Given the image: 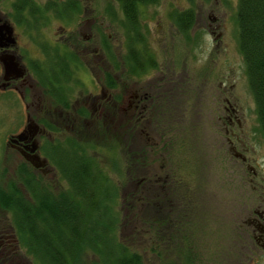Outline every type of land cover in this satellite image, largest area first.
Here are the masks:
<instances>
[{"label": "flooded vegetation", "instance_id": "flooded-vegetation-1", "mask_svg": "<svg viewBox=\"0 0 264 264\" xmlns=\"http://www.w3.org/2000/svg\"><path fill=\"white\" fill-rule=\"evenodd\" d=\"M11 1L10 18L0 14V92L18 96L24 123L4 137L2 153L13 162L8 180L25 164L35 179L46 180V189H61L68 184L66 168H72L74 181L79 179L81 157L97 156L101 147L118 148L121 185L130 198L137 192L130 206L136 207L138 234L167 243V264L264 262L262 139L246 98L243 62L225 56L224 39L232 36L227 17L232 0H189L188 28L183 27L187 22L178 28L170 11L166 17L175 31L160 36L155 48L146 44L140 13L137 27L130 30L120 10L121 40L113 41L104 18L114 20V0H107L99 13L90 7L94 0H47L44 5H58L60 18L69 15L78 23L68 34L60 27L55 41L35 40L36 52L26 62L27 44L19 46L20 38L29 39L32 28L54 16V9L37 17L34 27L26 26L16 23ZM18 10L26 21L33 7ZM198 21L210 52L191 36ZM9 25L10 34L5 30ZM53 44L73 54H61V49L53 54ZM192 48L204 54L195 71ZM7 57L5 72L1 59ZM48 59L51 64L45 67ZM68 160L74 162L71 167ZM123 204L128 206L122 200L121 208ZM225 217L231 221L224 233L227 242L221 245L216 239L206 248L199 235L223 234L218 226ZM210 220L218 221L215 231L208 229ZM14 234L9 225L0 229V258L10 254L7 264L17 249Z\"/></svg>", "mask_w": 264, "mask_h": 264}, {"label": "trees", "instance_id": "trees-1", "mask_svg": "<svg viewBox=\"0 0 264 264\" xmlns=\"http://www.w3.org/2000/svg\"><path fill=\"white\" fill-rule=\"evenodd\" d=\"M124 14L128 27H137L140 9L157 0H114ZM30 5L29 19H22L21 9ZM57 4H46L42 8L29 0H15V21L26 26L37 23V17L50 12L62 17L55 9ZM65 6V5H64ZM175 23H185L189 27L190 11L174 10ZM235 20L237 27V47L241 55L246 83L254 103L255 117L264 145V0H237ZM181 29V30H184ZM72 55L73 52L59 44H53L51 52ZM49 65L51 59L43 62ZM54 65L56 63L52 61ZM50 70H57L51 66ZM97 156L81 157L79 179L74 181L72 168H66L68 184L53 194L45 187V182L35 179L19 164L15 179H10L5 189H0V211L8 215V225L13 229L17 245L38 260L35 264H82L81 255L92 252V264H141L139 256L129 251L116 234H138L134 213L135 206L126 207L123 214L120 197V154L116 150L96 149ZM71 158V157H70ZM88 160L93 164L90 171ZM80 162V163H81ZM106 163L107 170L101 163ZM67 163V164H66ZM71 167L74 162L66 161ZM110 172L115 177L110 176ZM78 177V175H76ZM16 185V186H15ZM120 207V209H119ZM129 211V213H128ZM64 240H66L64 242ZM34 264V263H33Z\"/></svg>", "mask_w": 264, "mask_h": 264}, {"label": "rangeland", "instance_id": "rangeland-1", "mask_svg": "<svg viewBox=\"0 0 264 264\" xmlns=\"http://www.w3.org/2000/svg\"><path fill=\"white\" fill-rule=\"evenodd\" d=\"M36 4V6L41 7L44 6L45 2L47 0H33ZM11 0H0V14L5 16L6 18H10V11H11ZM109 2L107 0H94L93 4L90 7L94 8V12L99 13L100 11L103 12V8L108 4ZM236 3L237 0H232L230 6L227 8V17L230 20L231 23V31H232V36L225 38L226 40V48L227 52H225V56L229 60L235 61V59L238 60V62L241 64L240 61H242V58L237 50V27H236V20H235V11H236ZM191 6L189 0H158L155 5H147L144 6L140 9V22L142 23V27L145 30V36H146V44L150 47L153 46L154 48L156 47V40L160 38V36H166L168 37L169 34L173 33L175 30H172L169 27L170 21L167 19L166 15L170 11L178 10V11H183L186 10ZM113 7L115 8V18L114 20L110 19L109 17H105V21L110 22V31L112 35L113 41L119 42V39L121 40V13L118 4L114 1L113 2ZM96 10V11H95ZM47 14L45 15V17ZM74 21V23H73ZM80 22V21H79ZM78 23V20H73L71 16H63V18H56L52 15H49L48 18L44 19V24L39 25L35 28H32V36H30L29 39H23L22 37L20 38V43L19 46H21V42L27 44V49L28 51L25 53V56L22 57V60L24 62L27 61L29 57H33L32 55L35 54L36 52V47H35V40L45 42L49 40H54L58 38V34L60 33L59 29L60 27L62 29H65L66 33L68 34L70 30H74L76 27V24ZM200 21H198L194 25V34L191 35L193 39L197 37V42L198 44L202 45V48H205L206 52H210L211 49V43L210 40L204 35L201 34L202 27L200 25ZM198 30L200 32H198ZM171 32V33H170ZM176 35L177 38V32L173 34V36ZM195 40L192 42L194 43ZM50 42V41H49ZM161 47V46H160ZM35 49V51L33 50ZM113 49V48H112ZM119 45L115 44L114 51H118ZM39 52V51H38ZM216 54V53H215ZM204 54L202 55L199 51H196L194 48H192L191 51V68L192 70L195 71L194 67H197L198 64L202 61ZM245 74H243V79L245 81L246 78H244ZM246 98L251 105V108L253 110V116L254 119L256 120L255 117V111H254V103L253 99L251 97L250 91L247 90L246 88ZM24 123V112L22 108V104L16 96L15 93L6 91V92H0V189H5L9 185V180H8V167L13 164L11 161L12 159L10 158L9 161L7 158H4V154L2 153L4 150V137L7 134L10 133H15L20 129L22 124ZM262 150L264 153V145L262 142ZM92 153H88V155H91L93 157H96V155H92ZM12 157V156H10ZM102 167L104 170H107V165L106 163H101ZM110 176L113 177L114 175L111 174ZM133 176V175H132ZM46 181V180H43ZM52 182H55L52 180ZM48 183V182H46ZM59 185V184H58ZM66 184L63 183L62 186H65ZM124 184L121 185L122 192L125 194V191L128 190V188H123ZM59 188H56L55 190L52 188L50 191L53 193V191L57 192ZM61 190L63 191V188L61 187ZM227 193L230 195V193L227 191ZM121 195V199L124 200L125 204L129 203L132 204L134 203L135 196L137 195V192H132L133 196L130 198V195L126 194ZM129 202V203H128ZM135 205V204H134ZM124 206L123 209V214H125L126 207ZM131 208V207H129ZM136 208V207H135ZM135 208L131 210L134 213V217L136 220V212ZM120 209V207H119ZM129 213V211H128ZM130 214V213H129ZM127 215V213L125 214ZM210 218H215L212 217L211 215L208 216ZM219 219V216H217ZM6 221L4 222V219ZM217 219V220H218ZM210 220L209 230L215 231V226L218 221ZM222 226H218L220 228V232L222 231L223 234H200V237H205L207 241L206 248H212L216 244V239L219 240V243L227 242V238L229 234H224L227 233L230 230V225L231 221L229 218L225 217L224 223L221 224ZM8 226V215L2 210L0 211V229H5ZM137 227V223H136ZM215 227V228H214ZM217 228V230H218ZM138 231V228H137ZM129 230L125 229L123 230V234H116L117 240H119L121 243L125 244L128 250L131 252H135L139 256V261L141 264H167L168 261L171 259V254L170 252L166 249L168 246L167 243H161L158 244L155 241V238H153L152 234H128ZM66 240H64L65 242ZM165 242V241H164ZM163 244V245H162ZM17 249L13 251V257L9 259L10 264H35L36 262L33 261L37 260L34 255L31 256L28 254L24 248L20 245L16 246ZM211 253L206 254V260L208 258L210 259ZM10 257L9 255L5 256V260L2 261L0 258V264H7L8 258ZM92 252L90 250H87L85 254L81 255V263L82 264H92ZM38 261V260H37ZM8 263V264H9ZM255 264H264L262 261L261 263H255Z\"/></svg>", "mask_w": 264, "mask_h": 264}, {"label": "water", "instance_id": "water-1", "mask_svg": "<svg viewBox=\"0 0 264 264\" xmlns=\"http://www.w3.org/2000/svg\"><path fill=\"white\" fill-rule=\"evenodd\" d=\"M5 30H6V32L8 33V34H10L11 33V27H10V25L9 26H7V27H5ZM7 59L8 60H5V59H1V62H2V64H3V68H4V71L6 72V70L9 68V64H8V62L11 60V58L10 57H7ZM8 61V62H7ZM16 70L18 71V69L16 68ZM16 137H18V138H20V135H17Z\"/></svg>", "mask_w": 264, "mask_h": 264}]
</instances>
